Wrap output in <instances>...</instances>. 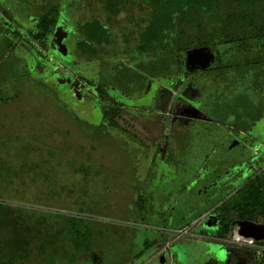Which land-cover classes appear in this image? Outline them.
Wrapping results in <instances>:
<instances>
[{
  "label": "trees",
  "instance_id": "trees-1",
  "mask_svg": "<svg viewBox=\"0 0 264 264\" xmlns=\"http://www.w3.org/2000/svg\"><path fill=\"white\" fill-rule=\"evenodd\" d=\"M0 12V102L16 105L0 108V264H75L98 238L84 217L32 206L38 204L34 157L50 163L43 152L61 164L83 165L93 156L86 140L108 141L116 132L135 147L138 137L119 122L126 108L115 103L117 94L126 99L149 77L151 83L184 81L206 102L237 88L257 96L264 89V0H0ZM58 25L71 55L55 47ZM195 49L206 56L190 59ZM65 68L85 73L95 92ZM47 77L70 85L66 90L79 100L87 138L69 127H51L44 111L19 108L42 94L45 100ZM29 79L35 85L23 87ZM17 115L20 127L7 122ZM36 119L40 129L23 134ZM240 195L218 210L220 238L235 227L227 211L248 220L264 214V174L249 179Z\"/></svg>",
  "mask_w": 264,
  "mask_h": 264
},
{
  "label": "crops",
  "instance_id": "crops-1",
  "mask_svg": "<svg viewBox=\"0 0 264 264\" xmlns=\"http://www.w3.org/2000/svg\"><path fill=\"white\" fill-rule=\"evenodd\" d=\"M143 80L139 92L132 89L128 94L132 99L117 97L115 102L126 108L121 120L126 130L139 139L130 160L131 174L135 173L139 186L128 194L135 198L127 211L136 219L127 227L141 237L128 253L124 241L134 233L126 237L129 230H111V238L117 236L116 241L124 245L111 249L114 253L110 255L100 244L106 239L96 233L98 238L82 256L85 264H179L177 250L188 241L169 244L172 232L189 226L199 239L227 237L220 238L218 233L220 208L241 197L249 179L264 174V89L253 95L254 103L240 97L234 99V106L220 100L224 94L206 102L190 90V84L183 86L184 81L167 86V80ZM232 94L225 97L231 99ZM190 105L197 110L194 114ZM225 217L238 219L233 211ZM251 220L264 224V214L256 212ZM199 239L194 243H201ZM205 242L210 250L224 251L223 256L228 251L226 243ZM219 259L218 264H223Z\"/></svg>",
  "mask_w": 264,
  "mask_h": 264
},
{
  "label": "rangeland",
  "instance_id": "rangeland-1",
  "mask_svg": "<svg viewBox=\"0 0 264 264\" xmlns=\"http://www.w3.org/2000/svg\"><path fill=\"white\" fill-rule=\"evenodd\" d=\"M205 54L206 52L202 49L201 51H192L190 53V57L200 59L203 58ZM62 59L65 62H69L70 60L64 59L63 57ZM65 69V71L69 72L70 74H75L76 76L81 78V81L85 83L87 75L84 74L83 76L82 74H78L76 70L71 71L69 68ZM19 71L20 69H18V72ZM46 79L48 83L44 86L46 90L45 100L42 99L44 97L42 96L43 94L41 96L35 95L36 98H28V100L31 99L28 105H20L19 108H22L24 110L27 107L26 111H34L37 108L38 111H44L47 115L45 118H43V120L49 119L50 121H53L51 127L55 129H63L64 127H69L72 131L85 136L84 132L87 129L82 125V122L85 121V117H83V113L80 110L82 107L80 103L78 104L79 100L78 102H76L75 99L70 96L72 93H70L69 95V93L67 92V90L70 88V85L68 83H60L59 85L58 79H54L55 81H53L52 79L49 80L48 77ZM92 80L94 81L95 78H93ZM172 83V80L171 82L168 81L167 86H171ZM34 85L35 83H33V79H29L27 81H24L23 87H33ZM82 86L83 89H85L86 85L82 83ZM87 86L89 87V84H87ZM90 86L94 88V84H91ZM133 89L135 90L134 92H139L138 88L134 87ZM243 90L238 91V88L233 90L234 94L231 95V99L226 98L229 96L227 92L226 97L224 94V97L220 100L231 101V105L236 106L234 99H240V97H243L244 100H250L252 103H254V94H252L253 92L250 90ZM89 92L94 93L95 91L94 89H90ZM82 93L85 94L84 92ZM121 96H124V94H117L115 97L119 98ZM127 98L132 99L131 95H128ZM19 99H25V95H21ZM216 100L219 99H215L214 101ZM13 103L14 104H12V102H0V108H3L4 110H10L11 108L16 106L15 101ZM103 105L104 104H102V107ZM210 105L214 107L216 104L212 102V104ZM152 107L153 106L151 105L148 108L152 109ZM90 109V111L93 112V115H97L99 113V109L96 107H90ZM4 115L5 112L1 116ZM88 115H91V113H88ZM18 116L19 115L7 118V122H11L12 124H14V122L16 121L15 125L18 124V126L20 127L21 120H19L20 117ZM125 116L126 115L124 113L123 119L125 118ZM97 119L98 117H96L94 120L97 122ZM54 122L59 124L56 125L54 124ZM119 122L123 127L126 125L125 122H121L120 120ZM33 127L32 130L30 128H23L22 130L20 128V130L24 134L25 130L34 132L36 129H40L38 119L34 121ZM116 134L117 136L112 135V138L110 137L108 141L103 142L96 141L98 139H93L92 137L88 138L89 140H86V149H89L93 156L92 158L90 157V160L88 159L89 161L84 163L83 165H80V163L61 164L59 163V161L55 160V158L52 159L50 156H47L46 153L43 152H41L42 158L45 157L50 161V163H38V157H34L36 161L35 166L36 168H38L37 170L35 168L34 189L36 190V195L34 197V200H36V202L41 205L36 204L32 206L44 210H51L65 215H79L86 218L91 223V226H93V229H95L94 235L98 233L99 236L103 237L106 233L107 236L105 237H107L108 240L102 241L100 244L104 247V250L102 251H104L105 254L110 255L114 253V251H110L111 249L117 250L118 247L120 248V246L124 245L123 241H116L115 237L117 236H112L111 238V230H129L128 236L126 237H129L133 233L135 234H133L134 236L132 235V239L127 238L124 241V243H127L126 245L128 246L123 249L126 251L128 250V253L134 251L135 247L138 246V239L141 237V234L138 231H134V229H131V227H127L128 225H134L131 222L136 219L134 218V215H131L127 212L130 210V200L135 198L134 194H132V196L130 197L128 194L135 187L139 186V181L135 176V173L131 174L130 168L133 146L124 139L126 138V136L118 132H116ZM89 142H92L94 144V148H89ZM96 156L99 157V159H97ZM103 163L104 165H102ZM82 166H87V168H85V170L78 171V169ZM74 167L77 168L76 172H73ZM196 238L198 237L196 236ZM194 241L196 240H192V242ZM212 241L218 243H231L228 236L222 238V240L218 238H212ZM194 244H197L195 247H198L197 242H195ZM192 250H194L195 253H190L189 255H187L186 259L183 260V264H218L217 261H219V256L222 257V260H224L223 253H221V251L211 250V257H213V255L219 254L217 259L213 258L215 260H207L206 258L203 260V255L200 253V249L199 251H195V249ZM121 254L122 252H120L119 255ZM76 260L77 261L75 262V264H85V261L82 258V254L78 256ZM108 262L110 261H105V263ZM240 264L245 263L242 260Z\"/></svg>",
  "mask_w": 264,
  "mask_h": 264
},
{
  "label": "flooded vegetation",
  "instance_id": "flooded-vegetation-1",
  "mask_svg": "<svg viewBox=\"0 0 264 264\" xmlns=\"http://www.w3.org/2000/svg\"><path fill=\"white\" fill-rule=\"evenodd\" d=\"M63 36H64V33L62 34V37ZM63 39L65 42L64 37H63ZM66 54L71 55V53L68 52V46L67 45H66ZM71 71H74V69ZM78 74H82L84 76L85 73H82L79 71ZM83 84H85L88 89H94L90 86L91 84H94V86H95V82L94 83H92V82L88 83L87 81H85V83L83 82ZM87 84H89V87L87 86ZM196 236H197V234L182 236L173 242L179 241L182 244V242L184 240H186L185 242H187V241L189 242L190 240H193V239L197 240L201 237V236H199V237L197 236L198 238H196ZM199 240L201 241V243H198V247H195L197 244H194V242H190V243L187 242L185 245L182 244L183 246L181 247V249L177 250V255H176V257H178L177 261L179 262V264H183V260L186 259L187 255H189L190 253H195L194 250H192V249H195V251H199V249H200V253L203 255V260L206 258H207V260L208 259L212 260L213 258L217 259L219 254L213 255V257H211L210 247H208V245H206V242H205V241H212V238H210V236H205ZM173 242H169V244H171ZM169 244H167V246H166L167 248L170 246ZM226 245L228 247V251H226L224 253L225 258H224L223 264H232V263L233 264H240L242 262V260L244 261L245 264H264V244L256 243V241H255V245H252V246L237 245L234 243H226ZM232 259H233V262H232ZM213 260H215V259H213ZM219 261H221V260L219 259ZM186 264H190V263H186Z\"/></svg>",
  "mask_w": 264,
  "mask_h": 264
},
{
  "label": "water",
  "instance_id": "water-1",
  "mask_svg": "<svg viewBox=\"0 0 264 264\" xmlns=\"http://www.w3.org/2000/svg\"><path fill=\"white\" fill-rule=\"evenodd\" d=\"M64 32V29L61 25H58L54 28L52 32V40L55 44V47L57 51L60 54L66 53V45L64 42V39L62 37V33ZM201 51L202 49H195L193 51ZM190 110L192 111V114H194L197 110L190 105ZM232 225L235 226L237 229V232L243 236H249L252 237L255 240H262L264 239V224L255 222L248 219H235L232 221Z\"/></svg>",
  "mask_w": 264,
  "mask_h": 264
},
{
  "label": "built area",
  "instance_id": "built-area-1",
  "mask_svg": "<svg viewBox=\"0 0 264 264\" xmlns=\"http://www.w3.org/2000/svg\"><path fill=\"white\" fill-rule=\"evenodd\" d=\"M186 235H195L189 226L182 227L180 229L174 230L171 234L170 242H173L177 240L178 238ZM229 241L231 243L237 244V245H255V239L249 236H243L237 232V229L234 227L232 230V234L229 237Z\"/></svg>",
  "mask_w": 264,
  "mask_h": 264
}]
</instances>
